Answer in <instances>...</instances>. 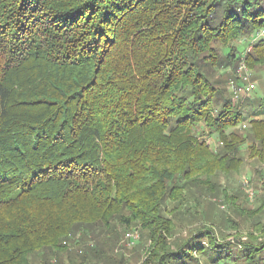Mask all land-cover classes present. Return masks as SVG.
Wrapping results in <instances>:
<instances>
[{
  "label": "trees",
  "instance_id": "1",
  "mask_svg": "<svg viewBox=\"0 0 264 264\" xmlns=\"http://www.w3.org/2000/svg\"><path fill=\"white\" fill-rule=\"evenodd\" d=\"M263 29L264 0H0V264L113 221L150 232L142 264H264L261 222L238 249L206 225L176 248L161 234L243 147L264 161V97L248 120L225 80ZM245 60L264 66V38Z\"/></svg>",
  "mask_w": 264,
  "mask_h": 264
},
{
  "label": "rangeland",
  "instance_id": "2",
  "mask_svg": "<svg viewBox=\"0 0 264 264\" xmlns=\"http://www.w3.org/2000/svg\"><path fill=\"white\" fill-rule=\"evenodd\" d=\"M260 32L251 37L241 36L234 42L242 54V61L236 73L238 79L241 76L240 65L243 61L246 62V56L253 52L254 40ZM227 52L228 49L220 46L221 55ZM247 68L248 82L255 85V89L248 96L237 97L232 89V82L235 85L238 83L235 79L230 81L227 77L225 80L227 91L231 94L234 104L242 105L249 99L254 102L252 107L243 109L245 118L249 120L257 117L254 109L258 106L257 102L264 97V66L251 69L247 65ZM243 128H249L248 122H245ZM206 138L213 149L219 148L220 143L216 134ZM242 149L243 164L237 170L219 173L214 177L212 182L215 186L214 191L208 192L202 186L192 185L184 193L186 199L183 202L167 204L165 216L171 220L175 230L173 235L164 231L161 234L167 236L172 248L182 244L198 228L206 225L214 228L220 242H229L238 249L241 243L248 241L250 233L254 232L252 225L255 222H261L264 226V209L257 215L254 214L250 221L240 212L241 210L257 212L264 200V161L246 152V147ZM196 211L199 213L193 217ZM230 219L237 222V228L224 225V222ZM221 232L224 237L221 236ZM128 233L136 234V239H129ZM254 234L259 236L257 232ZM260 241L264 239L260 237ZM57 243L56 246L47 244L42 249L36 250L30 264H142L155 241L150 232L144 230L140 224H133L128 228L118 221H113L108 227L98 224L75 228L69 233L68 238ZM200 264H204L203 259Z\"/></svg>",
  "mask_w": 264,
  "mask_h": 264
},
{
  "label": "built area",
  "instance_id": "3",
  "mask_svg": "<svg viewBox=\"0 0 264 264\" xmlns=\"http://www.w3.org/2000/svg\"><path fill=\"white\" fill-rule=\"evenodd\" d=\"M264 38V29L261 30V32L258 34V36L256 37V40ZM239 73H240V77H239V81L236 82L238 83L237 85H235L234 82H232V89L233 91L236 93V96H241V97H245L248 96L249 94H251L253 92V90L255 89V85L253 83L248 82V68H247V64L245 61H243V63H241L240 68H239ZM248 82V83H247ZM127 237L129 239H136V234H127Z\"/></svg>",
  "mask_w": 264,
  "mask_h": 264
}]
</instances>
